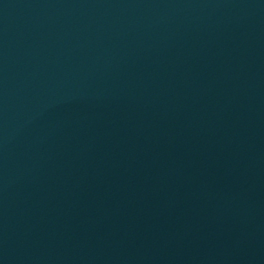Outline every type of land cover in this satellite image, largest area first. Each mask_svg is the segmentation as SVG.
I'll list each match as a JSON object with an SVG mask.
<instances>
[{
	"label": "water",
	"instance_id": "water-1",
	"mask_svg": "<svg viewBox=\"0 0 264 264\" xmlns=\"http://www.w3.org/2000/svg\"><path fill=\"white\" fill-rule=\"evenodd\" d=\"M0 264H264V0H0Z\"/></svg>",
	"mask_w": 264,
	"mask_h": 264
}]
</instances>
